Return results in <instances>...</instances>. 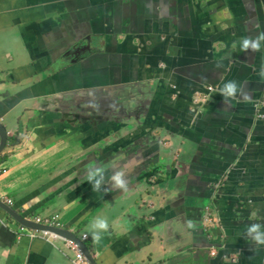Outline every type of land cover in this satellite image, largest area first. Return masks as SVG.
I'll list each match as a JSON object with an SVG mask.
<instances>
[{
    "label": "crops",
    "instance_id": "1",
    "mask_svg": "<svg viewBox=\"0 0 264 264\" xmlns=\"http://www.w3.org/2000/svg\"><path fill=\"white\" fill-rule=\"evenodd\" d=\"M194 1L0 0V121L8 137L0 155V264H73V253L63 240L33 238L27 232L18 235L21 224L4 210L11 207L34 221L35 217L58 213L69 232L80 237L87 232L85 242L96 264H217L213 250L218 252L219 246L208 247L206 240H192L181 231L187 221L200 217L195 199L209 194L214 159H230L229 153L210 155L208 146L231 151L232 144L242 138L239 126L243 120L235 114L249 118L250 106L243 108L241 101L231 103L232 113L225 114L218 109L211 111L209 105L199 120L203 124L215 113L225 114L223 121L234 119L237 123L227 138L213 133L207 141L209 129L203 124L194 126L188 103L196 88L209 91L215 84L229 81L239 83L245 100L264 99V76L252 82L245 56L249 63L256 60L259 55L253 51L241 50L245 56L225 69L221 57L209 65H197L195 58L202 52L200 36L206 34L209 27L205 24L210 21L221 30L232 31L218 34L216 42L238 36L240 44L243 38L255 39L264 32V0H209L208 5ZM78 8L87 12L82 35L104 36L105 42L98 50L76 54L82 61L58 76L50 70H38L37 58L48 60L52 51L61 54L74 41L75 25L70 22ZM224 19L226 23H222ZM237 19L239 29H235ZM131 35H145L141 53L134 54L133 43L127 40ZM262 50L264 55V45ZM41 79L44 85H40ZM173 87L179 96L170 93ZM133 88L145 94L144 104L138 106L140 114L128 123L110 116L121 137L103 139L96 146L113 142L107 158L103 156L97 166L105 168V176L123 171L126 189L113 188L110 178L100 190H93L85 179L72 186L68 180L75 176L69 174L76 157L93 144L89 137L103 135L104 130L98 127V120L63 126L59 113L48 109H53V101L66 114L85 106L96 118L93 109L101 102L115 105ZM12 134L19 135L15 146L11 145ZM134 148L137 150L127 159L125 153ZM179 156L181 171L175 177L174 162ZM159 159H164L163 165L157 164ZM93 160L90 158L89 164ZM250 166L248 177L252 180L264 174L263 145L253 146L247 162ZM161 167L164 171L152 178V171ZM197 172L209 173L210 178L199 183ZM258 181L257 186L251 182L250 194L261 206L264 189L262 180ZM175 185L179 188L172 195L176 197L166 198L165 193ZM8 198L12 205L6 202ZM172 210L178 213L172 214ZM207 215L205 211L206 225L214 218ZM97 217L110 220L99 243L92 240L89 230ZM148 217L154 220L141 223V218ZM167 225L175 234L181 233L180 238H175ZM256 264H264V255Z\"/></svg>",
    "mask_w": 264,
    "mask_h": 264
},
{
    "label": "water",
    "instance_id": "2",
    "mask_svg": "<svg viewBox=\"0 0 264 264\" xmlns=\"http://www.w3.org/2000/svg\"><path fill=\"white\" fill-rule=\"evenodd\" d=\"M200 3L208 5L209 0L194 1V4L196 5ZM38 9H40V7H38L37 10ZM76 15L77 16L73 17L70 22L72 25H75L74 29L76 36L74 41L69 43L65 47L64 52L61 54L58 52L53 54L52 51L51 57L48 60L42 57L37 58L36 68L38 70L47 72L50 70L52 73L56 72V74H52L53 76H58L64 70L69 69L78 62L82 61L81 58L76 54H79V52L85 50H98L102 46L103 42H105L104 36L84 37L82 33L85 31L84 24L87 19V12L81 8H78ZM222 21V23L227 22L226 19ZM234 22L235 29H239V19ZM261 23L263 25L264 20H262ZM205 27L209 28L207 29L206 34L200 36L202 52L198 55V58H195V64L209 65L210 63H215L217 57H221L223 69H225L227 65H230L228 67L234 65L236 61L244 55L240 48L238 36L232 40L227 39L223 42L215 41L216 38L214 37H216L218 34L222 33L228 35L232 31L221 30L220 26L212 24L211 21L209 24H205ZM211 28H213L214 31H212ZM144 37L145 35H131L127 37V40L133 43L134 54L141 53L142 41L144 43ZM233 45H235V47H233ZM262 48L260 51H255V53H257L259 56L256 58V60L253 59L250 63L249 59H247V56L244 55L246 57L245 60L250 65L253 73L251 75L252 82L258 81L259 77L264 76V55ZM163 69L167 71V68L163 67ZM210 77L215 76L210 75ZM238 84L239 83H237V85ZM222 86V83L212 86L215 91L214 93L207 91V88H205V91L201 90L200 88H196L191 93L192 97L188 103L189 116L191 117L195 127H199L201 124H203L202 120H199L205 117L209 105L211 111L218 109L225 114H229L232 113L230 110L231 103H238L241 101L244 103L243 108L250 106L251 114L249 118L241 117L235 114V116L243 120V124L239 126L242 138L239 142L232 144L231 151L225 150L220 152L218 150H214L213 147L208 146L210 155L219 157L229 153L230 159L228 161L218 158L214 159L216 163V169L211 170V172L215 171V176L213 175L214 178L212 176L213 184L209 186V194L206 195V197L195 199V206L200 212V217L198 219H191L187 221L181 232L192 240H206L205 242L208 244V247L219 246L217 247L219 249L218 252L213 250V258L216 260L217 264H256L258 260L264 255V245L256 246L250 239L245 238V232L247 227L252 223H259L264 226V200H261V206H257V201L252 199L253 197L250 194L252 188V179L248 177L249 173L247 172L245 165L248 162V156L253 146H264V100H245L242 97L244 90L238 85L241 91H238L235 98H230L232 100L229 99L228 103H225L224 97L219 91ZM248 86H245V91L250 93ZM251 92L254 93L255 91L252 90ZM170 93L179 96L175 87L172 88ZM236 98L240 100H235ZM143 100H145V94L136 92L133 88L132 93H128L122 98L117 99L115 105L112 103V101H105L104 103L101 102V106H98V109H93L94 114L97 116L96 118L89 110H85V106L78 107L75 111L66 114L60 110V105L56 106L57 101H53V109H48V112L59 113V116L62 117V122L60 124L64 123L63 126L66 125L68 127H74L80 123L81 120H86L89 122L98 120L100 121L98 127L104 130L103 135L89 137L88 141L93 143L91 145L93 147H88L83 153L84 155L82 154L83 156L79 155L76 157L75 164L71 169L72 173L69 174H75V176L68 180L72 186H76L77 184L81 183L82 179H84L87 167H91V164L97 166L100 161H102L103 156H107L113 145V142L105 145L102 148H97V144H99V142L103 139L106 140L109 138V140L114 141L116 136L119 138L121 137L119 135V131L114 128V126H117V124L109 120L110 116L121 119L127 123L128 120H136L135 118L140 114L138 106L141 103L144 104ZM103 108L105 110H103ZM225 114L219 115V113H215L213 117L208 119L207 123L203 124L209 129L210 135L209 138H207V141L210 140V137L213 133H215L220 138H227V134L231 130L235 129L237 122L234 119L228 121L222 120L225 117ZM163 118L165 119L166 116ZM229 124L231 127H227ZM11 136V145L15 146L17 141H19V135L12 134ZM7 144V130L0 121V155L3 153ZM93 157V162L89 164V159ZM181 158L182 156H179L174 162L173 172L175 177L181 171L178 167ZM184 161L188 163L186 160ZM157 164L160 165L161 161L158 160ZM171 169L172 168L170 167V170ZM201 173L202 174L197 172V182L203 183L206 179L210 178L209 173ZM152 178H154V176H152ZM205 185H207V183H205ZM260 185L264 187V179ZM65 186L66 184L64 183L61 185V188ZM178 188L176 185L175 187L171 186L169 193L165 190L167 192L165 193V197H176L172 194L175 191H178ZM112 199L113 201L117 200V198ZM209 209L213 210L215 215L212 221L206 225L204 224L203 216L205 211L208 214ZM4 210L9 216L13 217L21 225L39 230L47 229L60 235H64L68 238L76 239V241H79L88 263L96 264V260L93 259L94 257L92 256L86 242L82 241L80 236H78L73 231L69 232L63 227V225L47 226L37 222L35 223L34 220L24 217L23 214L18 212L13 207L6 208ZM175 213H178V211L172 210V214ZM106 220L107 222H110V220ZM153 220V217H148L147 219L141 218V223L146 222V224H148ZM168 228L175 238H180L181 233L175 234L172 227L168 226ZM148 244L157 246V243H153V241H149ZM194 247L197 248L200 246L195 245ZM244 256L245 258L243 259Z\"/></svg>",
    "mask_w": 264,
    "mask_h": 264
},
{
    "label": "clouds",
    "instance_id": "3",
    "mask_svg": "<svg viewBox=\"0 0 264 264\" xmlns=\"http://www.w3.org/2000/svg\"><path fill=\"white\" fill-rule=\"evenodd\" d=\"M262 45H264V32L258 33L255 39L245 37L240 42V48L245 52L260 51ZM219 91L224 97V102L228 103L229 99L235 98L241 89L235 81H229L223 84ZM105 171L103 167L93 165L86 169L84 179L92 185L93 190H100L102 184L105 182ZM110 182L115 189H126L127 180L123 171H115L110 177ZM89 230L91 231L92 240L99 243L102 239V233L108 230V222L104 218L97 217L91 222ZM85 237H87V232L85 233ZM245 238L250 239L256 246L264 245V226L259 223L250 224L246 229Z\"/></svg>",
    "mask_w": 264,
    "mask_h": 264
},
{
    "label": "built area",
    "instance_id": "4",
    "mask_svg": "<svg viewBox=\"0 0 264 264\" xmlns=\"http://www.w3.org/2000/svg\"><path fill=\"white\" fill-rule=\"evenodd\" d=\"M209 91H212V89L210 88ZM263 104H264V102H263ZM6 202L8 204H11V205L13 204V201L10 198L6 199ZM59 219H60V215L58 213L53 214V215L44 216V217H40V216L35 217V221L37 223L47 225V226H62L63 224L61 223V221ZM19 226L20 227H19L18 232H17L18 235H20L24 232H27L28 235L33 237V238L34 237H45V238H49V239L63 240V242L66 243L68 250H70L73 253V259H72L73 264H89L86 260L85 254L83 252V249H82L79 241H76V240L71 239V238L61 237L57 233L52 232V231L47 230V229L39 230V229H35V228H29L25 225H19ZM81 239L83 241H86L88 239V235H87V237H85V233H83ZM55 246L57 248H59L57 245H55Z\"/></svg>",
    "mask_w": 264,
    "mask_h": 264
},
{
    "label": "rangeland",
    "instance_id": "5",
    "mask_svg": "<svg viewBox=\"0 0 264 264\" xmlns=\"http://www.w3.org/2000/svg\"><path fill=\"white\" fill-rule=\"evenodd\" d=\"M40 85H44V82H43L42 79H41V81H40ZM103 110H105V109L103 108ZM119 145H120V140L118 141V147H119ZM118 147H117V150H118ZM117 150H116V152H117ZM136 150H137V149L134 148V149H132L131 151L126 152V153H125L126 158L128 159V158H129V155H130L132 152L136 151ZM116 152H115V154H116ZM159 160L161 161V164H162V162L164 161V159H159ZM116 164H118L117 161H116ZM162 165H163V164H162ZM160 171H164V169L161 167V168H158L157 170H153V171H152L153 176H158V175L160 174ZM107 172H108V174H109L110 170H108ZM112 174H113V173H110L108 176L106 175V176H105V179L110 178ZM164 175H166V174H162V176H164ZM167 179H168V180L171 179V175H170V174L167 176ZM176 187L178 188V185H176ZM175 192H177V191H175ZM173 194H174V193H173ZM41 217H44V215H41Z\"/></svg>",
    "mask_w": 264,
    "mask_h": 264
},
{
    "label": "flooded vegetation",
    "instance_id": "6",
    "mask_svg": "<svg viewBox=\"0 0 264 264\" xmlns=\"http://www.w3.org/2000/svg\"><path fill=\"white\" fill-rule=\"evenodd\" d=\"M213 90L214 89H212V91ZM256 100H264V99L260 97V98H257ZM245 167L247 168V172L250 173L251 172V166L248 168L247 164H246ZM259 179H261V180L264 179V174L263 173L260 174V176L258 177L257 180H251L252 184L255 185L256 183H259V181H258ZM263 189H264V187H263ZM214 214H215V212L213 210L209 209L208 215H212V217H213Z\"/></svg>",
    "mask_w": 264,
    "mask_h": 264
}]
</instances>
